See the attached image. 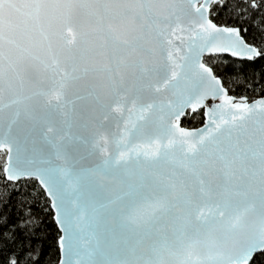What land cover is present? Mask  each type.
Masks as SVG:
<instances>
[{
	"label": "snow or ice",
	"instance_id": "6c2138e0",
	"mask_svg": "<svg viewBox=\"0 0 264 264\" xmlns=\"http://www.w3.org/2000/svg\"><path fill=\"white\" fill-rule=\"evenodd\" d=\"M0 264H264V0H0Z\"/></svg>",
	"mask_w": 264,
	"mask_h": 264
}]
</instances>
